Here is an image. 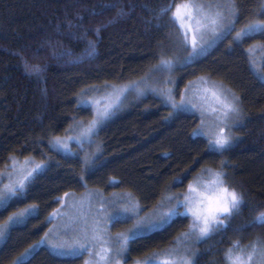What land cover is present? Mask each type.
I'll list each match as a JSON object with an SVG mask.
<instances>
[{
  "label": "trees",
  "instance_id": "trees-1",
  "mask_svg": "<svg viewBox=\"0 0 264 264\" xmlns=\"http://www.w3.org/2000/svg\"><path fill=\"white\" fill-rule=\"evenodd\" d=\"M182 1L0 0V170L14 159L30 158L44 165L31 178L26 195L0 215L3 221L38 205L1 241L0 264L21 258L25 264L81 263L82 255H57L43 244L32 249L65 193L88 188L119 191L135 199L138 213L144 215L164 200L175 204L168 197L180 194L197 175L209 174L203 169H218L221 161L232 185L244 194V205L226 230L198 242V264H226L225 254L236 242L264 243V227L254 223L264 212V62L255 63L249 52L257 44L264 46V35L235 41L236 32L264 20L262 0H236L234 30L198 56L185 47L173 18L174 7ZM162 55L173 61L172 84L148 79ZM26 61L38 65L40 73L26 71ZM198 77L241 98L231 146L222 154L207 150L206 136H192L200 127L197 114L174 111L153 93L132 95L86 146L82 140L84 145L73 143L63 152L53 143L56 137L64 139L74 125L91 120L87 99L107 87L146 78L156 87H170L177 98L179 90ZM189 229L187 215L173 216L161 228L137 234L129 241L127 262L154 258L183 240ZM30 247L31 254L22 256Z\"/></svg>",
  "mask_w": 264,
  "mask_h": 264
},
{
  "label": "snow or ice",
  "instance_id": "snow-or-ice-1",
  "mask_svg": "<svg viewBox=\"0 0 264 264\" xmlns=\"http://www.w3.org/2000/svg\"><path fill=\"white\" fill-rule=\"evenodd\" d=\"M222 9H226L223 11ZM169 8L161 9V13H166ZM97 13H93L96 15ZM120 15H124L123 9L120 10ZM260 14L264 15V0L261 3ZM239 16V5L236 0H226L224 4H203L195 3L193 0L183 4H178L173 12V18L180 23L182 29V38L187 47L189 34L191 33V46L192 54L198 56L203 54L206 49L198 48L197 33L201 34V40L203 39L204 32H211L214 37H221L226 33H231L234 30V24ZM188 23L185 24L184 21ZM100 29L97 28L96 32L99 33ZM255 34L264 35V20H258L254 23H250L245 28L236 32L235 41L240 43L245 37H249ZM92 51H95L92 46ZM253 49H249L252 52ZM173 61L170 58L161 56L157 71H171L173 68ZM25 69L30 74L40 73L41 69L38 65H30L25 62ZM199 85H207L203 87L202 94L201 89L197 88V94H200V107L202 114L205 110V106L208 105L209 98L214 106L209 105V110L216 114V118L222 125H227L228 121L237 122L241 115V98L233 93L230 89H225L221 85H217L213 82L201 77L198 81ZM114 93L116 98L119 99L127 88H115ZM162 95L171 102L172 107L177 112H183L188 109L190 101L186 102L184 97H181V102L176 103L170 89L164 90ZM86 103V102H85ZM100 113H97V119L92 121L86 130L87 134H92L94 128L101 122L102 118H107L111 115L109 108ZM191 107H197V104L191 103ZM203 124V119L201 120ZM206 135L201 128L193 129L192 136ZM71 139V137H69ZM233 137L228 134H223V128L221 132L215 136L208 137V151L223 153L231 146ZM82 142V141H81ZM53 143L57 147L68 148L66 140L59 137L54 138ZM88 157L85 156L84 164H88ZM224 162L221 161L220 167L216 170L203 169L202 172H207L212 176L211 184L205 187H210L211 192H200L201 177H197L193 183L188 185L186 194H177L173 197H168L169 202L175 200V204L169 208L165 214L166 218L173 216H185L190 215L192 222L188 232L184 233L185 240L202 241L210 238L214 233L220 230H226L234 218L238 215L241 207L244 205V194L236 190V188L230 182L226 172L224 171ZM43 164H36L31 171L27 173H21L19 179H12L9 176V183L0 187V215L13 206L17 198H22L26 195L28 184L31 183V178H34L33 174L42 171ZM13 169L15 170V161H13ZM83 179V177L81 178ZM196 194V197L193 196ZM182 195V199H181ZM65 196H68L65 193ZM198 197V198H197ZM38 205H29L25 209H21L18 212H14L8 216L7 220L0 225V239H5L10 234V230L24 223L29 216L33 214V211ZM183 208L184 211H180ZM125 212L128 209L124 210ZM59 213H56L58 215ZM113 222H119V215L109 217ZM163 222V221H161ZM255 224L260 227H264V212H261L255 217ZM156 222L151 220H138L133 229H129L127 233H118L114 241H109L104 238V229L100 227V221L93 222L91 227V234L87 226L82 230L80 234L71 243H53L51 247L58 255H78L84 252H88L90 256L99 257L98 260L93 259L91 261H85V264H126L125 254L128 252V242L136 238L137 234L144 229H151L155 227ZM48 234H46L47 236ZM97 243H101L99 252L93 253V248ZM111 244L110 247L103 245ZM239 253V254H237ZM31 253L26 252L23 255H29ZM168 257L161 261L155 262V264H198L196 259L197 253L191 249H185L183 255L179 254L176 250L168 253ZM227 264H264V243L256 242L250 246V250L241 248L239 242L233 244V247L228 249L225 254ZM14 264H25L24 260L18 259ZM144 264H153V261L146 260Z\"/></svg>",
  "mask_w": 264,
  "mask_h": 264
},
{
  "label": "rangeland",
  "instance_id": "rangeland-1",
  "mask_svg": "<svg viewBox=\"0 0 264 264\" xmlns=\"http://www.w3.org/2000/svg\"><path fill=\"white\" fill-rule=\"evenodd\" d=\"M186 2H188V0H184L178 4H183ZM193 2L203 3V4H209V3L224 4L226 0H196V1L193 0ZM176 6L174 7L173 12L175 11ZM222 10L226 11V9H222ZM254 22H251V23H254ZM176 23L181 29L180 23L177 21ZM184 23L187 24L188 21L185 20ZM191 38L192 37L190 33L189 39L187 42V47H186L187 49L189 47H192ZM219 38L214 37L211 32H204L203 39L201 40V34L197 33V40H198L197 50H199L201 47L204 49H207L209 46H211L213 42H215ZM251 57H253L252 59L255 63H260L262 61L264 62V46L257 44L253 48ZM172 73H173L172 69L170 72L155 70L152 73H150L149 75L150 78L148 79H150L154 84H157V85H160L161 83H164L167 80L168 82L172 84L173 81L170 80L172 79L171 77ZM200 78L201 77H198L194 79L193 81H190L189 83H187V85L184 88L182 87L179 90V94L177 98H174L176 103L179 104L181 102V97H184L186 102L190 101L191 103L197 104V107L193 108L191 107V103H189V106L186 112H192V113L197 114V116H199L200 118L199 128H201L204 131V133H206V135H203V136H206L207 138L209 136H215L216 134H219L221 132V128H223V134L232 135L233 137V134L231 131L234 125L233 121L231 120L228 121L226 126L222 125L220 121L216 118V114L212 113L209 110V105L214 106L210 98H209L208 105L205 106V110L202 114L201 107H200V94H197V88L201 89V94H202L203 87H206L207 85H199L198 81L200 80ZM145 80L146 78L139 80V81L136 80L133 82L115 86V88H127V91H125L122 95H120L119 99L116 98V94L114 93L113 86L107 87L98 96H93L89 100L87 99V104L90 106L92 110L93 117L86 124H79L78 126L74 125L73 127H71L72 129L71 132L67 134L66 137L63 139L67 141L68 148L64 149L63 147L56 146L57 149L63 152H69L71 150V144L80 143L82 140L85 141V145H84V142L80 144L86 146L90 142L87 140L93 135V133H95L96 129L103 122H105L108 118H110L115 111L122 110L123 107H125L126 103L129 100H132V95H136V97H138V96H141L143 93L158 94L160 97L162 96L164 102H166L171 107V109H173L171 102L166 98V96L161 94L164 90H167V89L171 90V88L170 87L163 88L159 86L156 87L150 84L149 82H146ZM109 106H111L109 108L111 115H109L107 118H102L101 122L98 123L96 127L94 128L92 134L90 135L87 134L86 130L88 129L91 122L97 119V113L98 112L102 113L105 110V108ZM202 119H203V124H201ZM69 137H71V139H69ZM80 144H78V146H80ZM13 161H15V170L13 169ZM36 164H41V163L35 162L34 160L30 158L14 159L12 161H9L8 164L5 165V168L0 170V187H3L4 184L9 183V176H11L12 179H19L20 174L22 172L27 173L28 171H31V169ZM197 177H201V184H200L199 191L210 194L211 192L210 187H205V186L211 184L212 176L210 174H206L204 176L197 175L196 177H194V179L190 183H193ZM187 189H188V186L185 187L184 190L180 194H186ZM193 196L196 197V194H193ZM182 198L183 197L181 195V199ZM166 202L167 201L164 200L162 204L160 203V205L155 208V211L146 212L143 215V214L138 213L140 211L139 207L137 206L138 202L136 203L135 199H133L130 195L119 192V191H110L109 193H105V192L103 193L97 189L88 188L78 194L74 193V194H69L68 196L64 195L60 198L58 202V207H56L52 212H50L48 216V220L50 222L48 225V228L43 234V236L39 239V241L32 245V249L38 246L44 245V246L49 247V249L55 253V250H53V248L51 247V244L71 243L76 238V236L80 234L83 229H85L86 226L89 229V234H91V231H90L91 227L93 225V222L96 220L100 221V227L104 229V238L109 241H114L118 233H127L129 229H133L138 220H151V221L156 222L155 227L151 229H144L140 231L138 234L148 233L150 231L161 228V226L167 222L168 218L165 217V214L168 212L169 208H171L174 204L170 205V204H167ZM27 207H24L22 209H25ZM125 209H128V211L125 212L124 211ZM180 211L183 212L184 209L181 208ZM56 213H59V214L56 215ZM117 215H119V223L113 222L110 219H108L109 217L117 216ZM187 216L190 219V225H191L192 218L190 215H187ZM130 218L133 220L132 224H130V222L128 221ZM4 221L5 219L2 222H0V225H3ZM125 225H129V228L126 227L124 229L123 227ZM46 234L48 235L46 236ZM2 240L3 239H0V243ZM198 242L199 241H196L194 239L189 241L183 238V240H181L180 242H177L176 244H173L171 247H169V250L167 249L163 252H160L158 255L155 254L154 258L147 257V258H142V259H135L131 262H127L128 258H127V253H126L125 254L126 264H144V261L146 260H151L153 261V264H155V262L169 258L168 253L172 252L173 250H176L181 255L185 253V249H191L195 251V249L197 248L196 245L198 244ZM252 244L253 243H246L240 247L250 250V246ZM101 246H102L101 243H97L96 246L93 248V253L99 252ZM103 246L110 247L111 244H107ZM30 249L31 247L29 248V251L27 252H30ZM80 255H82V257ZM61 256H76V255L68 254V255H61ZM77 256L81 257L80 264H85V261L99 259V257H96L94 255L90 256L88 252L78 254ZM24 257H28V255H25ZM101 264H103V262H101Z\"/></svg>",
  "mask_w": 264,
  "mask_h": 264
}]
</instances>
